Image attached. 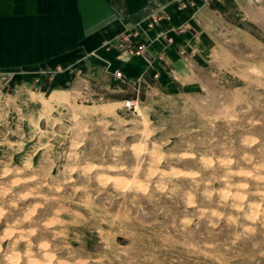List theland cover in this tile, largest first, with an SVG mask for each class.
<instances>
[{
    "label": "clouds",
    "instance_id": "obj_1",
    "mask_svg": "<svg viewBox=\"0 0 264 264\" xmlns=\"http://www.w3.org/2000/svg\"><path fill=\"white\" fill-rule=\"evenodd\" d=\"M232 2L229 35L241 47L224 57L190 44L181 72L190 97L148 86L128 118L127 105L85 86L75 107L59 106L60 132L33 127L32 139L47 138L38 166L14 183L0 178V264H264V0ZM11 110L19 123L13 132L0 107V145L15 151L9 136L25 140L21 124L33 121ZM149 115L158 141L145 131ZM202 224L210 239L191 242Z\"/></svg>",
    "mask_w": 264,
    "mask_h": 264
},
{
    "label": "rangeland",
    "instance_id": "obj_2",
    "mask_svg": "<svg viewBox=\"0 0 264 264\" xmlns=\"http://www.w3.org/2000/svg\"><path fill=\"white\" fill-rule=\"evenodd\" d=\"M188 6H191L190 1L178 2L182 20L176 27L165 25L169 22V15L164 7L151 11L134 25L122 27L117 35L101 47V56L91 51L71 65L54 66L49 71L41 68L0 71V83L4 85L0 88V107L9 109V128L15 132L19 123L12 107H18L21 113L33 121L32 126L27 120L21 124L27 142L15 135L9 136V141L14 145L19 144L20 150L14 151L0 145V178L14 183L26 178L25 168L38 166L47 138L38 136L32 139L33 127L39 133L60 132L62 125L58 121L63 120L64 110L59 106L75 107L73 101L85 86L109 104L127 105L128 118L138 115L137 109L145 99L148 86L154 89L158 86L166 95L178 96L183 93L190 97L193 86L181 77L184 65L193 62L188 55L192 51L190 44L198 43L201 48H210L224 57L236 54L241 46L229 35L228 25L238 19L231 11L234 7L232 0H202L193 9L194 12L188 10ZM195 62L201 71L208 67L200 57H195ZM22 101L26 103L22 104ZM147 121L155 122L156 117L149 115L144 128L151 140L158 141L162 137L160 134L152 136ZM67 126L68 122L64 121L63 127ZM4 131L7 129L0 128V132ZM58 141L59 136L52 143ZM177 143L173 139L168 150H174ZM140 150L143 151L142 148ZM130 155L125 153V163L131 167L134 161L129 159ZM52 175H56L55 168L52 169ZM116 179L117 187L126 188L130 183L127 177ZM5 187L4 183H0V192ZM22 187L17 185L13 192L19 194ZM24 203L27 204V201ZM250 222L238 223L243 227ZM216 232L220 233L216 236L217 240L225 238V233L220 229ZM209 239L206 224H202L190 237L191 242L196 244ZM116 240L123 241V237L117 236Z\"/></svg>",
    "mask_w": 264,
    "mask_h": 264
},
{
    "label": "crops",
    "instance_id": "obj_3",
    "mask_svg": "<svg viewBox=\"0 0 264 264\" xmlns=\"http://www.w3.org/2000/svg\"><path fill=\"white\" fill-rule=\"evenodd\" d=\"M183 0H0V71L71 65L99 50L122 27L164 7L165 25L181 24ZM190 1L191 12L202 0Z\"/></svg>",
    "mask_w": 264,
    "mask_h": 264
},
{
    "label": "built area",
    "instance_id": "obj_4",
    "mask_svg": "<svg viewBox=\"0 0 264 264\" xmlns=\"http://www.w3.org/2000/svg\"><path fill=\"white\" fill-rule=\"evenodd\" d=\"M119 76V75H118Z\"/></svg>",
    "mask_w": 264,
    "mask_h": 264
}]
</instances>
